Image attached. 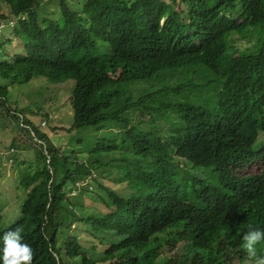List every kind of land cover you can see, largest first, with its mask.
Returning <instances> with one entry per match:
<instances>
[{"label": "trees", "instance_id": "obj_1", "mask_svg": "<svg viewBox=\"0 0 264 264\" xmlns=\"http://www.w3.org/2000/svg\"><path fill=\"white\" fill-rule=\"evenodd\" d=\"M58 4L51 17L38 13L39 0H0V26L14 22L12 33L23 36L21 49L6 58L0 35V119L15 120L37 149L19 186L18 215L0 236L19 227L33 251L30 264H94L67 234L62 214L69 220L83 209L87 190L68 196L100 169V177L128 187L119 194L98 185L104 212L79 220L108 246L103 262L204 264L208 257L206 264H227L238 253V230L264 229V202L257 200L264 171L232 172L258 159L253 151L264 129V0H84L77 12L66 0ZM34 78L44 79L53 97L73 81L72 122L48 131L70 134L77 149L56 147L23 111L7 108V87ZM135 114L148 115L160 131L133 125ZM212 177L222 194L228 187L247 197L237 223L215 202ZM59 233L64 244H57Z\"/></svg>", "mask_w": 264, "mask_h": 264}, {"label": "rangeland", "instance_id": "obj_2", "mask_svg": "<svg viewBox=\"0 0 264 264\" xmlns=\"http://www.w3.org/2000/svg\"><path fill=\"white\" fill-rule=\"evenodd\" d=\"M43 9L38 10V13L46 14L48 16H55L58 11V0H39ZM171 4V0H165ZM69 8L77 12L82 6L84 0H66ZM12 23L8 30L0 31V35L6 37L7 44L2 45L4 57L8 58L21 49L23 36H14L12 33ZM240 49L244 50L243 46L237 45ZM0 49V53H1ZM45 80L42 78H34L28 83L10 85L7 87V101L8 107L11 111L21 110L23 115L32 121L35 126L40 130L47 131L49 137L52 138L54 145L60 149L69 148L77 149L69 144V139L74 142L73 138H70V134L66 135L64 132L57 130L56 137L54 133L49 132L48 128H67L72 122V110L70 103V91L73 87V81H69L60 85L57 88V95L53 97V93L49 94L44 91ZM47 101V102H46ZM1 113H3L1 111ZM47 115V119L43 117ZM140 128L148 130H159V126L152 125L148 122V116L145 115L140 119ZM160 126L162 124L160 123ZM110 131L109 129H107ZM108 131H101L102 134L112 137V133ZM114 131V130H112ZM115 132V131H114ZM264 136V134H260ZM112 139L115 140V137ZM117 139V138H116ZM31 138L21 129L20 125L11 118L6 121L0 119V228H4L14 221L18 215V201L21 200V194H24L20 189V183L24 175L29 171L30 166H33L37 149L35 145L30 143ZM80 157V161L85 163L87 155L77 152ZM254 168L249 166L248 171H252ZM100 169L92 171V175L88 177L82 187L74 185V189L68 197L77 195L80 189L87 190V193L82 195L83 209H75L74 218L63 212L65 225H68L67 234L72 235L82 245V253L86 256V259L94 264H106L103 262V252L108 248L106 245H101L92 238L84 227L85 223L80 222V219H88L91 216L100 214L98 212H104L103 205L99 203V200H95L99 197L102 191L98 190V185H102L109 189V191H115L119 194L128 189L125 182L115 183L103 175L100 177ZM79 183V182H78ZM96 192V193H93ZM76 197V196H74ZM93 198V200H92ZM60 233L57 237V244H64V239ZM163 255H160L159 258ZM235 260L233 264H236ZM75 264V263H72ZM250 264V263H245ZM256 264V263H255Z\"/></svg>", "mask_w": 264, "mask_h": 264}, {"label": "clouds", "instance_id": "obj_3", "mask_svg": "<svg viewBox=\"0 0 264 264\" xmlns=\"http://www.w3.org/2000/svg\"><path fill=\"white\" fill-rule=\"evenodd\" d=\"M6 25L0 26V31H2L3 28H10L11 24L14 22H5ZM230 53H237L233 46L229 47ZM208 67H203L201 74L208 75ZM189 89L185 87V90H183V94L181 96L182 101L187 99L188 97ZM73 116V115H72ZM145 116V115H144ZM148 116V115H147ZM143 116L140 114H135L131 116V122L133 125H139L140 119ZM114 130L113 132L118 135V130L111 129L110 131ZM160 131V129L158 130ZM150 132H155L154 130H150ZM213 132H216L217 134L220 132L217 129H214ZM156 133V132H155ZM203 135H206L205 133H202ZM260 134H264V129L259 131V134L257 136L256 140V146L259 148L253 153L258 155V159L254 162H251L243 167L236 168L233 170L234 177L238 178L241 176L244 177H254L259 176L264 171V136H260ZM183 166V165H182ZM249 166H252L254 168L252 171H248ZM219 178L212 177L209 179L208 183L211 185L212 190L218 191L220 193L219 196H216L215 202L220 208H227L231 210L229 213L235 215L234 223H237V213L242 212L245 208V202L246 199H240L238 196L233 195L231 190L226 187V193L222 194L219 189V182L217 181ZM85 181V180H84ZM83 182L79 183L77 182L78 187H82ZM217 181V182H216ZM256 194V193H255ZM258 197L257 200L264 202V192L263 193H257ZM9 226V225H7ZM6 226V227H7ZM0 228V229H5ZM180 225H173L169 227V232H173L176 229H180ZM239 233L237 234V239L235 242V245H237V251L238 253L235 254L234 258L228 262L227 264H233L235 260L236 264H264V257L257 258V251L258 246L264 245V229H261L259 227L253 228L249 226V230L246 232H242L238 230ZM24 238L22 236V230L17 227L14 230L7 231L3 234V236H0V243H2V246H0V264H30L32 257H33V251L29 244L23 242ZM207 253L202 252L203 256H206ZM250 258H255L256 261H252ZM208 261V257L204 258V264H206Z\"/></svg>", "mask_w": 264, "mask_h": 264}]
</instances>
